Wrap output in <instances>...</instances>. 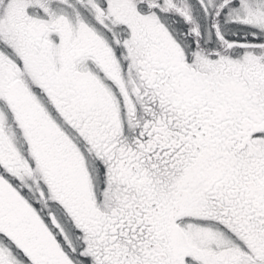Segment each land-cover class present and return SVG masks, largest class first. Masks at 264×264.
Instances as JSON below:
<instances>
[{
  "label": "snow or ice",
  "instance_id": "snow-or-ice-1",
  "mask_svg": "<svg viewBox=\"0 0 264 264\" xmlns=\"http://www.w3.org/2000/svg\"><path fill=\"white\" fill-rule=\"evenodd\" d=\"M0 264H264V0H0Z\"/></svg>",
  "mask_w": 264,
  "mask_h": 264
}]
</instances>
